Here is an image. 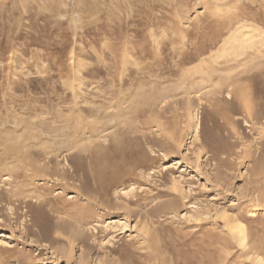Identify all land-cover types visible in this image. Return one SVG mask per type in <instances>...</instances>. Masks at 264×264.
Segmentation results:
<instances>
[{
  "label": "rangeland",
  "instance_id": "rangeland-1",
  "mask_svg": "<svg viewBox=\"0 0 264 264\" xmlns=\"http://www.w3.org/2000/svg\"><path fill=\"white\" fill-rule=\"evenodd\" d=\"M0 115L67 180L0 157V264H264V0H0Z\"/></svg>",
  "mask_w": 264,
  "mask_h": 264
},
{
  "label": "bare ground",
  "instance_id": "bare-ground-1",
  "mask_svg": "<svg viewBox=\"0 0 264 264\" xmlns=\"http://www.w3.org/2000/svg\"><path fill=\"white\" fill-rule=\"evenodd\" d=\"M255 45V44H254ZM161 67V66H160ZM157 70V69H156ZM159 72V71H158ZM152 73V72H151ZM154 76V75H153ZM164 76V75H163ZM161 78V77H160ZM151 83V82H150ZM58 106V105H57ZM25 109V108H24ZM22 111V110H21ZM24 111V110H23ZM108 112V111H107ZM19 113V112H18ZM46 113V112H45ZM81 113V112H80ZM259 113V112H258ZM48 114V113H47ZM1 116V115H0ZM88 116V115H87ZM8 117V116H7ZM253 119V118H252ZM110 121V120H109ZM236 122V121H235ZM11 122H9V124H10ZM40 123V122H39ZM100 123H102V122H100ZM8 124V123H7ZM19 124V122L17 121V120H14L13 121V125H15V126H17ZM42 124H46L45 122H43ZM93 124V123H92ZM96 124V123H95ZM21 125V124H20ZM53 125L54 124H51V125H49V124H46L45 126V128H43L44 130L42 131V132H38V133H36V134H34L33 136H32V138L31 139H33V140H35V141H39V140H41V138H42V140L43 141H40V143H38L39 145H41V148H38V149H40V150H42V151H39L38 149H30L32 146H30V147H28L29 145L28 144H26V141H28V139L29 138H27V136L25 137V139L23 140L24 142H20L19 143V140H20V137L21 136H23V135H21L20 137H17V136H14V134H8V135H5L4 137H2L1 139H0V147H1V151H0V153H1V155H0V157H1V164L4 162V163H8V160L10 161V160H13L14 162L16 161L15 159H17V158H22V159H24L26 162H27V165L29 166V167H31V168H28V166L26 167V168H28V170L29 171H35L34 172V174H37V173H39L40 175H43V176H45V177H48V178H52V179H54V177H55V179L56 180H58V181H61V180H64L65 181V184L67 183L66 181L67 180H65V178L63 177H60L59 178V176L57 175V174H53V173H49L48 172V167H49V165L51 164L52 166V168H54L53 170L54 171H57L58 170V168H60L62 165H61V160L60 161H58V160H55V163L53 164L52 162L54 161V159L53 158H55V159H57V157H59V155L58 154H56V155H52V154H50V148L51 147H49V146H47L48 144H47V142H56V139L55 138H53L54 136L53 135H51V134H49V132H51V130L54 132V131H56V132H58L59 130H58V127L56 126V128H54L53 127ZM97 125V124H96ZM3 126H5V125H3ZM39 126V125H38ZM15 128V127H14ZM20 128V127H19ZM39 128H40V126H39ZM92 128V127H91ZM94 128H96L95 126H94ZM100 128H101V126H100ZM33 129H34V127H33ZM90 129V128H89ZM88 129V130H89ZM9 130V129H8ZM11 130V129H10ZM27 130V129H26ZM25 130V131H26ZM91 130V129H90ZM12 131V130H11ZM10 131V132H11ZM18 131V130H17ZM24 131V130H23ZM29 131V130H28ZM77 131H79V130H77ZM31 132V131H30ZM29 132V133H30ZM32 132H34V131H32ZM23 133V132H22ZM86 133V132H85ZM66 134H68V133H66ZM26 135H28V132H27V134ZM88 135H90V133L88 134ZM2 136V135H1ZM47 136L48 137H51L50 139H48L47 138ZM84 136V135H83ZM90 136H92V135H90ZM90 136L88 137V138H90ZM45 137V138H44ZM241 138V137H240ZM22 139V138H21ZM213 139V138H212ZM15 140V142H18L19 143V145H20V147L18 146V145H16L15 146V143H13V141ZM44 140H47V142L46 141H44ZM77 140V139H76ZM78 141H80L79 139H78ZM76 144V143H75ZM28 145V146H27ZM87 145V144H86ZM119 145V144H118ZM117 145V146H118ZM79 146V145H78ZM88 146V145H87ZM91 146V145H90ZM34 147V146H33ZM32 147V148H33ZM81 148L83 147V146H80ZM79 147V148H80ZM89 147V146H88ZM140 147V146H139ZM53 148V147H52ZM86 149L87 147H83V149ZM20 149V150H19ZM84 149V150H85ZM98 149V148H97ZM127 152H129V151H122V150H120L119 148L115 151V152H113V153H111V154H107V153H104V152H102V153H98V156L95 158V160L93 161V166L91 167V164H87V166H88V169H89V171H87L84 167H83V164L81 165V163L77 166V167H72V169H73V171L72 172H77V171H83L84 172V176L89 172V174H90V178H91V181H92V185H94V186H92V187H94V192L96 193V194H94V195H89V193H87L86 195L87 196H89V197H91V198H93L94 200H98V201H103L102 200V198L101 197H103L102 195H104V193H106V194H108L107 192L109 191V188H112V187H117V186H119V185H122V182H120V181H118L119 179H118V176L116 175V171H117V169L118 168H120V165L122 164V162L126 159V158H128L129 157V153H127ZM52 155V156H51ZM65 160H67V159H65ZM133 160V159H132ZM12 161V162H13ZM40 161H42V162H40ZM69 161V160H68ZM142 161V160H141ZM38 162H40L41 164H39L38 166H37V163ZM133 162V161H132ZM11 163V162H10ZM9 163V164H10ZM34 163H36V165L34 164ZM12 164V163H11ZM64 164V163H63ZM73 164V163H72ZM77 164V163H76ZM138 164V163H137ZM142 164V163H141ZM65 165V164H64ZM67 165H68V167L70 166V162H67ZM131 165H133V164H131ZM76 166V165H75ZM87 166H85V167H87ZM5 170H13V169H11L10 168V166H2ZM25 167V166H24ZM23 167V168H24ZM122 167V166H121ZM12 168H14V166H12ZM62 169L61 170H64V167H61ZM91 168V169H90ZM15 169V168H14ZM121 169V168H120ZM26 171H27V169H26ZM16 172V171H15ZM87 172V173H86ZM119 172V171H118ZM127 172H128V170H127ZM130 172V171H129ZM126 173V172H125ZM66 174V173H65ZM76 174V173H75ZM64 175V174H63ZM119 175V174H118ZM125 175V174H124ZM6 176H7V174H6ZM9 176V175H8ZM88 176V175H87ZM10 177V176H9ZM82 178H83V176H82ZM124 178V177H123ZM126 178V177H125ZM122 178H120V180H121ZM39 180V179H38ZM84 180V179H83ZM84 181H86V180H84ZM91 181H90V183H91ZM125 182V181H124ZM124 182H123V184H124ZM48 183V182H47ZM50 183V182H49ZM75 183V182H74ZM85 183V182H84ZM68 185V184H67ZM66 185V186H67ZM84 186V185H83ZM12 187V186H11ZM53 187V186H52ZM51 187V188H52ZM71 187H73L72 185H71ZM91 187V188H92ZM51 188H47L46 190L48 191V190H52ZM73 188H75V187H73ZM77 188V187H76ZM78 189H80V187L78 186ZM77 189V190H78ZM113 189V188H112ZM82 190V189H81ZM83 190H85V189H83ZM82 190V191H83ZM45 191V190H44ZM87 191V190H86ZM79 192V191H78ZM91 193V192H90ZM81 194L82 195H84L82 192H81ZM11 196H13V195H11ZM40 196L41 197H43L42 198V201L40 202V204L39 205H37V206H30V217H31V222H32V225L33 226H36L37 227V229H39L40 231H42L43 232V230L44 231H47L45 228H46V226H47V224H46V221H47V217L45 216L47 213L45 212V210H44V208H43V204L44 203H48L49 201V199H47V197H45V196H43L42 194H40ZM107 196V195H106ZM15 197V196H14ZM79 197V196H78ZM27 198V197H26ZM103 198H105V197H103ZM34 199V198H33ZM40 199V198H39ZM38 200V199H37ZM95 202V201H94ZM103 202H105V200L103 201ZM106 203V202H105ZM104 203V204H105ZM106 205V204H105ZM108 207V206H107ZM89 209H90V207H89ZM88 209V210H89ZM52 210H57V209H53L52 208ZM55 220V219H54ZM49 222V221H48ZM54 222V221H53ZM57 224V223H56ZM48 226H49V224H48ZM35 228V227H34ZM233 230H235L236 232H237V234L239 235V244L240 245H245L246 243V238H247V233H246V231H245V228L242 226V225H236L235 227H234V229ZM259 245V244H258ZM260 248V247H259ZM256 259H257V262H258V264L261 262V256H259V255H257L256 256Z\"/></svg>",
  "mask_w": 264,
  "mask_h": 264
}]
</instances>
